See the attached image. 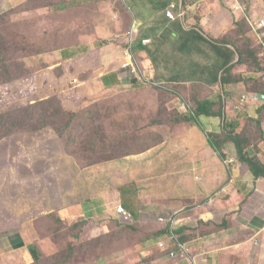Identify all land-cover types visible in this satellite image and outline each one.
<instances>
[{"label":"crops","instance_id":"1","mask_svg":"<svg viewBox=\"0 0 264 264\" xmlns=\"http://www.w3.org/2000/svg\"><path fill=\"white\" fill-rule=\"evenodd\" d=\"M81 4L87 14L74 46H82L77 49L83 52L78 57L96 54L98 65L88 85V100L94 93L102 95L112 88L151 82L165 90L162 96L167 98L177 90L200 88L204 92L206 88L199 98L219 99L221 74L238 59L232 46L220 44L237 22L223 0H106L102 6L100 0H83ZM171 6H175L174 21L166 16ZM117 37L122 39L118 44ZM245 78L256 76L245 73ZM232 91L226 104L228 121L241 124L248 135L247 154L264 164V95L261 102L252 99L244 103L243 98L250 97L245 86H235ZM177 102L171 101L168 109L176 107L186 113L185 105L177 107ZM159 111L147 110L155 116L150 121L158 124L149 132L164 141L158 139L160 142L151 147L142 143L148 149L140 155L131 153L121 160L85 168L87 177H81L80 186L83 197L76 186L68 206L63 195L59 217L67 223L82 220L84 233L91 239H108L102 240V246L114 244L96 264H191L172 260L169 253L160 250V243L170 251L177 250L166 234L158 233L157 240L150 239L149 232H145L148 240L123 236L117 229L122 223L116 212L123 202L133 214L132 222L140 216L139 224L146 230L150 227L164 232L157 222L160 217L190 219L193 223L177 230L184 231L188 241L182 244L190 250L192 262L208 264L205 259L213 258L216 264H264V178L256 179L250 166L241 162L234 143L226 146V160L210 145L207 132H220V119L204 118L203 131L191 124L160 125L163 121L156 118ZM102 169L111 175L112 183L100 189V178L93 175ZM133 187L134 192L126 191ZM93 189L97 192L90 194ZM107 202L106 208L101 206ZM130 207L136 208L138 216ZM225 222L228 226L223 227ZM45 240L44 250L52 254L58 247L53 239ZM31 258L34 263L32 252Z\"/></svg>","mask_w":264,"mask_h":264},{"label":"rangeland","instance_id":"2","mask_svg":"<svg viewBox=\"0 0 264 264\" xmlns=\"http://www.w3.org/2000/svg\"><path fill=\"white\" fill-rule=\"evenodd\" d=\"M26 1L28 0H0V14L9 12L12 9H19L18 6H24L23 3ZM55 1H61V3L66 4L65 0ZM69 1L71 2L65 8L77 5L78 2V6L80 5L81 8H83L81 4L83 3V0ZM104 1L106 0H100V6L104 4ZM240 2L243 9L246 11V15H248L249 17H254L257 21L264 18V0H240ZM75 14V17L73 13H69L68 15H66V17H63L62 15H56L58 17L57 19H51L52 16L55 15L54 10L45 9L42 11H34L26 14L19 13L16 16H11L12 22L21 23V28L17 31L11 32L6 41L7 48H9L10 52L9 56L10 58H12L11 61L5 64L4 58L7 55L5 53H0V115L10 113L14 111L15 108L25 109L30 105H35L36 102H34V98L37 97L36 94H39L40 92H47V90L45 91L37 89V86L35 88V82L33 80H30L34 70H39L43 67H46L47 65L59 64L62 61L73 60L69 58H74V60L70 62H75V60L79 58L78 56L83 53L80 49L77 50L78 48H82V46L77 47L74 45L78 40L77 34L82 29L83 23H85V19L83 18L85 17L87 12L84 13L83 11ZM82 15L83 17H81ZM241 16H244L243 18L246 17L245 15ZM31 20L35 21L29 22ZM38 20H41L42 22H39ZM24 22H29L28 24L35 22L41 23L38 27H35L33 31L36 39L32 37V32L26 27L27 24ZM51 29H60L62 36L66 39V43L63 44L64 46L60 47V44L54 43L53 40L47 39L43 35L44 31ZM247 34L249 37H254V40L257 39L254 36L253 31L250 30L247 23H244V26L240 29L241 37H239L238 40L239 46L244 49H247V43L242 38ZM80 36L81 34L79 35V37ZM121 40L122 39H120L119 37L115 38L116 44H118ZM42 48H44L45 50H42ZM61 49L65 50L61 51ZM123 52H125V50H123ZM7 68H9L8 72L6 71ZM134 72L136 71L134 70ZM61 81L62 80H60V83ZM56 82L57 81H55L54 85H56ZM90 83L91 81H86L85 85L83 87H80V91L82 93H87V91L89 92L88 85ZM46 86L50 87L47 84ZM50 92L51 91H49V93ZM95 94L96 93H94L93 97L90 96L91 99H87L86 103L78 110H76V112L78 111L77 113H80L79 115H74V117L67 116L64 122L60 120L61 117H59L55 121L56 128L60 130H62L65 123L71 118H75V121L78 120V125L82 124V126H79V129H74L72 133V137L74 138V143L76 146V162L73 159L68 158L69 155L68 157H65L66 151H63L65 145L64 142L61 141L62 138L59 137V135L52 128H47V130L44 132V136L41 137V139L38 141L39 148L36 143L33 147H31V150H33L31 153H37L39 150L37 159L33 155L31 156V159L35 160L37 168L35 169L33 168V166L29 167L28 160L25 161L26 165L23 162H21V164L19 165L18 177L16 178L20 184V202L18 204L17 197L13 200L7 192V188L4 187L7 185V183H3V186L0 189V191L3 193V195H0V224H3L5 228L10 224L11 227H18L25 223V216L22 208L25 210L28 204H26V202L24 201L23 195L25 198H29L31 200L30 203L33 206H44L45 209L40 208L42 211H53V215L56 216H58L61 205L63 204V195L66 202L65 204H70L73 199L72 193H74L77 186L79 189V196L83 197L84 189L80 188V186L83 185L81 177H87L84 169L85 167L87 168V166L90 167L93 161L96 159L95 156L89 151L90 141L94 140L95 145H97L98 147L99 143L107 146V149L103 154L99 152V157L97 159H100L101 157H108V155L111 156L110 158H112L115 157L114 155L117 156L129 151H135L137 147L140 146V144L145 142V140H141L140 138V131L147 132L154 127L152 126L153 121H150V119L155 118V116L152 115L151 117V113H147V110L155 109L157 107L154 103L157 98H160L164 102L168 101L167 97L162 96L163 94H165L163 90L156 91L147 86H144V84H142V86H121L118 89L112 88L102 95ZM178 94L182 96L180 92ZM41 96L44 97L43 94ZM175 105L177 107L183 106L182 102H177ZM53 107L57 110H61V108L57 107L56 104H54ZM41 110H43V108H41ZM32 111L33 113H36L37 108L33 107ZM116 111L118 113H115ZM21 120L22 119L19 120L21 128L24 125L28 126V132L20 131L21 133L30 135L29 137H34V135H37L36 131L32 128H29V126H39L40 124H42L38 118L34 117V119L27 124H24ZM127 125H129L127 129L128 131L123 133ZM21 130L24 129L22 128ZM126 134H131L133 138H130ZM1 135L2 132L0 131V136ZM55 136H58L59 140L55 141ZM61 136L70 137V132H68L67 130ZM44 151H48L49 153L46 154L44 153ZM60 154L61 156H59L57 160L60 164L63 163V167H65V170H63L61 173H57L54 176L53 180L55 184L52 181L46 182L47 177L45 176H47L48 174H53L54 166L56 164V155ZM68 160H70L71 164H69ZM72 164H75L74 171H70V167ZM44 171V175L41 176V173ZM94 172V178H100V189H102V186L106 188L108 183H112L111 175L108 174V171H104L102 169L100 172L98 171L96 173V170ZM35 173L39 174H37V176H34ZM35 182L38 183L39 188L33 191ZM134 189L135 187L126 188V191L128 193H131L134 192L132 191ZM21 191H23L24 194L21 193ZM96 192L97 191L93 189L90 194H94ZM128 200L134 203V200ZM13 202H15L16 204H13ZM107 204L108 202L106 204L101 203V206L106 208ZM123 204L120 203L118 204V206ZM11 205H13L15 208ZM123 206L126 209V205ZM136 206L137 205H135V207ZM135 207H130V210L133 211V213H136L134 214V216H138ZM12 212H14V214ZM88 215L90 217L92 214L88 213ZM161 219L164 221H161ZM135 220L139 224L140 220L142 219L139 216V218L135 217ZM167 220H171L172 223H169ZM157 222L163 226V230L166 231L168 229L170 233L175 232L180 226H183L185 223L192 221L185 218L179 219V215H174L167 218L160 217L157 219ZM53 225L57 230H51V227L46 223L40 230V235H44V233L49 234L52 231H55L58 237V233L60 231L57 228L58 225L54 223ZM12 229L13 231H9L7 236H0V264H32L33 261L31 258V252L28 250V248H24L22 246L15 229ZM145 232L149 231L137 229L136 234H134V232H131L132 240H148L149 236H147ZM83 234L85 238L91 239V237H89L87 233ZM123 239L124 237L121 236V240ZM101 240L105 239H94L88 244L80 246L78 254L87 256V254H89L88 252L92 248H94V246H96L99 242H102ZM168 240L171 243V240H179V238H176L173 233H171L168 236ZM262 240H264V238H262ZM110 245L111 246L104 245V247H115L114 244ZM159 248L160 250L169 253L170 257V253L172 252L170 251V247H166L165 243H160ZM262 252H264V250ZM74 254L75 253H71V255L59 254L58 257L53 261H41L38 264H85L83 260H77V258L73 256ZM170 259L177 261L184 260L182 258L178 260L171 257ZM191 259V257L190 259L186 258L189 263L197 264L196 261L192 262ZM205 261L207 263L209 262L208 264H216V261L213 258H210L209 261L205 259Z\"/></svg>","mask_w":264,"mask_h":264},{"label":"trees","instance_id":"3","mask_svg":"<svg viewBox=\"0 0 264 264\" xmlns=\"http://www.w3.org/2000/svg\"><path fill=\"white\" fill-rule=\"evenodd\" d=\"M65 1L66 4L61 3V1L56 2L55 0H28L23 3L24 6H18L19 9H12L9 12L0 14V53H5L7 55L4 58L5 64H7L12 59L9 56V48H7L6 41L8 39V36L11 32L17 31L21 28V23L12 22L11 16H16L19 13L26 14L34 11L52 9L54 10L55 15L52 16L51 19H57L58 17L56 15H62L63 17H66V15H68L69 13H73L75 17V13L84 11L80 5L78 6L79 2L77 3V5L65 8L71 2L69 0ZM81 17H83V15ZM236 17L237 22L235 28L230 32V34H228L221 40L220 44L232 46L237 51L238 59L235 64L226 67L221 74V95L219 96V99L212 101L210 99L205 100L199 98L200 96H202L200 95L201 93L205 95L206 88H204V92H202L200 88H194L193 92H180L177 90L174 96L171 97L170 95L167 98V102H164L160 98H157L154 102L157 107L155 109H150V111L154 112V110H156L157 108L158 111L160 110L157 114V120L161 118V120L163 121L160 125L175 126L178 124H191L197 126L203 131H206L202 123V120L204 118L220 119L222 124V130L217 133L207 132L210 145L224 160L227 159L225 155L226 146L229 143H234L235 145H237L241 162L247 163L250 166L255 178L259 180L264 178V164L258 158L252 159L247 154L248 148L245 144V138H247L248 135H244L245 131L241 124H231L228 121V116L226 113V104L229 95L233 94V87H238L240 85L245 86L246 93H248L253 98V100H255L256 102H261L260 97L264 95V43L260 42L258 39L254 40V37H249L247 34L245 37L242 38L247 43V49L241 48L238 42L239 37H241V27L244 26V23H247L250 30L253 31V28L246 17L243 18L244 16L241 15H236ZM34 21L35 20H31L29 22ZM38 21L42 22L41 20ZM29 22L24 23L27 24L26 27L32 32V37L35 38V35L33 33L34 28L38 27L41 23L35 22L28 24ZM43 35L47 39L53 40L54 43L60 44V47L64 46L63 44L66 43V39L62 36L60 29H51L44 31ZM42 50L45 49L42 48ZM94 56L97 57L96 54L90 53L85 56L79 57L77 60H75V62H70L74 59L70 61H62L59 64L47 65L46 67H43L39 70H34L30 80H33L35 82V88L37 86V89L45 91L47 90V92H40L39 94H36L37 97L34 98V102H36L35 105H30L25 109L15 108V110L10 113L0 115V131L2 132V135L0 136V189L3 186V183H7V185L4 187L7 188V192L13 200L17 197V204L20 202V184L16 179L18 177L19 165L21 164V162L25 164V161L28 160L29 167L33 166V168H37L35 160H32L31 156L33 155L37 159V154L39 150L37 153H31L33 151L31 150V147H33L36 143L39 148L38 141L41 139V137L44 136V132L47 130V128H52L59 135V137L62 138L61 141L64 142L65 145L63 151H66L65 157H68L69 155L68 158L73 159L76 162V146L74 143V138L72 137V133L74 129H79V126H82V124L78 125V120L75 121V118H71L65 123L62 130H60L56 128L55 121L59 117H61L60 120L64 122L67 116L74 117V115L80 114L77 113L78 111L76 112V110L82 107L88 99L87 94L82 93L80 91V87H83L86 81H91L98 71V65L97 63H95ZM241 69H244V71L241 72ZM8 70L9 68L6 69L7 72ZM245 73L254 74L256 78L247 79L245 78ZM54 80L57 81L56 85H54ZM60 80H62L61 83ZM46 84L52 88L46 86ZM146 85H148L147 87L156 91L163 90L158 88L159 86L152 82L146 83ZM48 90L51 92L49 93ZM179 92L182 94V96L178 94ZM42 94L44 95V97L41 96ZM175 99L185 105L187 109L186 113L182 114L176 107H173L174 110L168 109L169 103ZM54 104H56L57 107H60L62 111L55 109L53 107ZM33 107L37 108L36 113H33ZM41 108H43V110H41ZM153 112L150 113L152 114ZM115 113L118 112L116 111ZM34 117L38 118L42 124H40L39 126H29V128H32L37 133V135H34V137H29L30 135L20 132H28V126H22L24 130H21L22 128L20 127L19 120L22 119L21 121L24 124H27L32 121ZM155 125L158 124L154 120L152 126ZM128 127L129 125L126 126V129L123 131V133L128 131ZM67 130L68 132H70V137L61 136ZM140 133V138L141 140H145L144 143L146 146L151 147L153 145H156L160 141H164L163 137L159 136L158 134L154 135L151 134L149 131H140ZM126 135H128L130 138H133L131 134ZM59 137L55 136V141L59 140ZM158 139L160 141H158ZM89 145V151L96 158L91 164V166L106 164L115 160H121L124 159V157L132 155L131 153H135L134 155H140L148 149L147 147L145 148L144 145L140 144V146H138L135 151H129L127 153L117 156L114 155L115 157L112 158H110L111 156L108 155V157H101L100 159H97L99 157V152L103 154L104 151L107 149V146L99 143L98 147L97 145H95L94 140H91ZM44 153L48 154L49 152L44 151ZM59 156H61V154L56 155V164L54 166L53 174H48L47 176H45L47 177L46 182L52 181L55 184L53 180L54 176L57 173H61L63 170H65V167H63V163L60 164L57 160ZM68 161L69 164H71L70 160ZM74 169L75 164H72L70 167V171H74ZM44 173L45 171L41 173V176L44 175ZM37 174L39 173H35L34 176H37ZM38 188L39 185L37 182H35L33 191ZM21 193H23V191H21ZM0 195H3L1 191ZM23 199L26 204L29 205H27V208L25 210L22 208V210L24 211L25 223L18 227H11L10 224L6 228L3 226V224H0V236H7L8 232L12 231V228H14L22 246L29 247L31 252L35 255V260L32 264H38L41 261H53L58 257L59 254L71 255V253L77 252L73 255L76 256L79 253L80 246L88 244L90 241L94 240L89 238H83L82 235L86 229L84 221L79 220L76 222L67 223L66 221H63L59 217V215H53V211H42L40 208H44V206H33L30 203L31 200L29 198V200L25 198L24 195ZM13 204L16 203L13 202ZM12 213L14 214V212ZM46 223L51 227V230H57L56 227H54L53 223L57 224V228L60 230L58 233L60 237H57L55 231H52L49 234L44 233V235H40V230ZM224 226H228V223L225 222L223 227ZM117 229L120 230V232H122L124 234L123 236H126V238L127 235H131V232H134V234H136L137 229L146 230L142 228L141 225L136 222V220L135 222H132L129 225L121 224L118 226ZM147 229L149 230L150 237H152L150 239L154 240H157L158 233L166 234L168 236L173 233L176 238H179V240L171 241L172 245L175 248H178L176 245H178L179 243L185 244L184 242L188 241L187 238L184 236L183 230H176L175 232L169 233L168 229L166 231L164 230V232L162 230L154 231L150 227H148ZM153 231L156 233L154 234ZM45 239H53L52 242L58 247L57 249H55V251H53L52 254H47L44 250V242H46ZM102 242H99L96 246H94V248H92L88 252L89 254H87V256L79 254L80 257L77 258V260H83L85 264H87V260L88 264H96V262L101 259V257H105L103 256V253L108 251L107 247L101 245Z\"/></svg>","mask_w":264,"mask_h":264},{"label":"built area","instance_id":"4","mask_svg":"<svg viewBox=\"0 0 264 264\" xmlns=\"http://www.w3.org/2000/svg\"><path fill=\"white\" fill-rule=\"evenodd\" d=\"M226 5L229 7L231 11H233L234 14L236 15H245L248 21L250 22L252 28H253V34L254 36L262 43H264V18L261 20H256L254 17H249L246 15V11L243 9L241 6L240 0H223ZM174 9L175 6H171V8L166 12L167 18L171 20H175L176 16L174 14ZM148 41L144 42L147 43ZM253 98L250 96H245L243 98L244 103H248L252 100ZM117 214L120 216L121 222L125 224H130L133 221V216L130 212H128L123 206L119 205L116 208ZM161 221H164L161 219ZM169 223H172V221L167 220ZM174 241V240H171ZM178 248L176 251H172L170 253V257L174 259L180 260L181 258L186 260V258L190 259V250L186 245H183L179 243L176 245Z\"/></svg>","mask_w":264,"mask_h":264},{"label":"clouds","instance_id":"5","mask_svg":"<svg viewBox=\"0 0 264 264\" xmlns=\"http://www.w3.org/2000/svg\"><path fill=\"white\" fill-rule=\"evenodd\" d=\"M122 206V205H121ZM124 207V206H123ZM117 208V207H116ZM131 224V223H130Z\"/></svg>","mask_w":264,"mask_h":264}]
</instances>
